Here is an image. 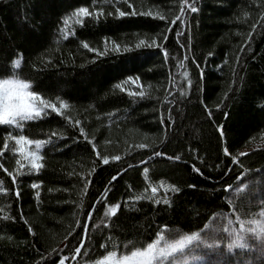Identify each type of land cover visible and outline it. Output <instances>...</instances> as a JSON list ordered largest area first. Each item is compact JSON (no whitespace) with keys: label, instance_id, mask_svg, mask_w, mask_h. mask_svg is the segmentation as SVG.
Wrapping results in <instances>:
<instances>
[{"label":"trees","instance_id":"obj_1","mask_svg":"<svg viewBox=\"0 0 264 264\" xmlns=\"http://www.w3.org/2000/svg\"><path fill=\"white\" fill-rule=\"evenodd\" d=\"M133 8L141 15L117 14ZM140 40L149 46L137 48ZM113 41L121 51H111ZM8 78L68 107L45 109L22 128L0 124V264H95L165 226L189 234L214 216L234 219L249 193L230 188L264 170V0H0V79ZM19 135L43 141L39 172L16 150ZM152 187L171 207L147 199ZM261 210L244 207L242 218Z\"/></svg>","mask_w":264,"mask_h":264},{"label":"snow or ice","instance_id":"obj_2","mask_svg":"<svg viewBox=\"0 0 264 264\" xmlns=\"http://www.w3.org/2000/svg\"><path fill=\"white\" fill-rule=\"evenodd\" d=\"M182 4H186L187 0H181ZM130 8L132 7L131 4L128 5ZM188 7L191 9V12L195 13L198 11L196 7H192L191 5H188ZM187 9L181 8V11H186ZM78 14H88V8L86 7H80L76 10ZM117 14L119 17H125V16H136L141 15L136 9H132L131 12H125L117 9ZM144 16H152L153 14L151 12H145L143 13ZM159 19L163 20L164 17H159ZM162 39L163 41L168 40L167 35H161L158 37ZM140 45H145L146 47L149 46L148 41L146 40H140L139 44L136 46L139 48ZM151 47H157L156 39H151ZM83 47L85 49L89 48L88 43H84ZM127 47L124 48V51H127ZM90 51L97 52L98 49L91 48ZM108 51V46L105 45L104 51H99V56L103 57L105 53ZM113 52H119L121 51V46L119 44H116L115 41H113V47L111 49ZM167 51H165V57L167 58ZM209 56L212 55V53H208ZM14 66L19 67L21 61L19 59L14 60L13 62ZM187 75V73H185ZM129 80L132 79V77H128ZM189 84H191V81H189ZM8 86L7 88L5 86ZM30 81L23 80V79H0V124H7V125H14L17 128H22L23 125L20 123L21 121H30V120H36L37 118L42 117L45 114V109H52L56 113H60V110L62 108H67L68 105L64 101H60V107H57L56 104H53L49 101L44 100L37 92L30 91ZM143 95V93H141ZM59 99V98H57ZM217 109L220 108V105H216ZM6 113V114H5ZM209 116H211V112L208 113ZM225 116H227V113H225ZM169 123H172L171 116H169ZM76 124H79L80 121L77 120L75 122ZM161 125L163 126V118H161ZM79 131L81 133L84 132V128H80ZM220 132V135L223 137V126H220L218 129ZM13 139L17 142V144H20L21 142H24L26 144H35L36 151H27L25 154V159L27 160L29 164V171H35L39 172L42 168V164L40 163L42 157L40 155V148L43 144L42 140H29L28 137L24 135H19L13 137ZM85 139H87L85 137ZM140 148H147L148 145L146 144H140ZM92 148H96V144H92ZM17 151L21 153H25V149L18 148ZM224 154H228L229 150L227 147L223 149ZM97 155H99L97 153ZM165 154L163 152H153L154 157H163ZM241 155H245L244 153H241ZM108 157L103 158V163H108ZM120 157L113 156L112 160H119ZM171 159L179 161L180 157L175 156L171 157ZM232 161H236V157H231ZM143 163V162H141ZM17 164H20V161H17ZM23 167V165H21ZM193 171L195 173L201 174L200 168L196 167L195 165H192ZM7 171V169H5ZM144 173L147 174L149 172V169L145 167L143 169ZM9 175H12V173H8ZM121 175V172H117L115 175L111 176L112 181H116L117 178ZM16 177L13 176V180H15ZM88 178L85 177V180ZM88 183L84 184L85 190L88 188ZM40 185L38 183L33 182L31 184L32 189L39 188ZM189 188H196L195 184H189ZM227 188H230L231 186H226ZM168 188L171 189L172 193L178 194L182 191V189L175 184H171L168 186ZM168 188H165L164 191L167 193ZM5 191V189L0 188V192ZM66 191V190H65ZM237 191H240V189H237ZM158 192V189L156 187L151 188V195L147 197V199L151 202H153L155 205L163 203L166 207H171L170 201L165 195L162 200L156 199V194ZM17 195H19V192H17ZM36 196L39 197L40 193L36 192ZM101 196H104V193L101 194ZM141 198L139 196L135 197L136 201H139ZM230 204H234V201H229ZM95 208V206H94ZM237 208H239V211H237ZM109 211L113 214L117 213L118 211V205L111 204L109 206ZM232 211L235 214L234 219L232 218H226L222 214L220 216H214L209 223H205L203 225V228L200 231H192L189 234H181L179 229L176 228H170L165 226L160 231H158L155 235L156 238L152 239L151 242L146 243L142 247H133V250L128 253L121 255L119 258L117 257V253L115 251H108L107 255L103 257L102 259L98 260L96 264H191V262H194L196 260H199L202 258L201 255L198 254V252H216L218 255L220 253L219 245L223 243L225 239H228L227 244V250L231 251L234 247H238L240 249H249L250 245L246 239L247 234H252L254 237H258L260 239V247L261 249H264V219H252L246 221L242 218L244 213V205L241 203L239 205H236V207H233ZM92 213L89 212V216H91ZM264 215V213H262ZM80 222L77 221V224ZM238 223L239 227H235V225ZM84 227H88L85 225ZM29 231L31 232L32 229L29 227ZM75 231V230H73ZM165 232L167 235H165ZM227 234L225 236L224 234ZM71 234V233H70ZM10 239V238H9ZM132 242L129 241V244ZM83 244V241H81V245ZM101 247H104V245H101ZM82 251V247H76L75 252L80 253ZM58 264H65V258H60ZM215 264H222V262L217 261Z\"/></svg>","mask_w":264,"mask_h":264},{"label":"rangeland","instance_id":"obj_3","mask_svg":"<svg viewBox=\"0 0 264 264\" xmlns=\"http://www.w3.org/2000/svg\"><path fill=\"white\" fill-rule=\"evenodd\" d=\"M17 148L25 149V153H21V152L20 153L22 154L25 163L28 164L27 160L25 159V154L27 151H36L35 144H26L24 142H21L20 144H17ZM257 172H258L257 174H253L251 175V177H248L249 180L246 177L245 179L247 180L245 184L242 185L241 187L236 186L230 188V194L232 196L235 195L234 193L237 192V189L245 190L244 191L246 192L245 194L249 193L248 198H245L246 201L252 203H258V206L262 205V210L259 213L255 214L252 217V219H264V215H262V213H264V170H259ZM248 185L250 186L252 185V187H250L249 189L248 188L245 189V187H247ZM259 195H261L262 199L259 198ZM235 227H239V226L236 225ZM225 236H227V234ZM247 236H250V234H247ZM249 238L250 241L248 240L247 241L250 245L251 250L243 249L245 250V252H241L242 249L238 247H234L231 251H228L227 244L229 241L228 239H225L223 243L218 246L221 254L218 255L214 251L207 252V250H205L207 254L203 252H198V254L202 256V258L194 262H191V264H215V262L217 261L222 262V264H264V249H261L260 247V239L258 237H254L253 235H251ZM131 251H125L121 253L116 252L117 253L116 258H119L121 255L128 254Z\"/></svg>","mask_w":264,"mask_h":264},{"label":"bare ground","instance_id":"obj_4","mask_svg":"<svg viewBox=\"0 0 264 264\" xmlns=\"http://www.w3.org/2000/svg\"><path fill=\"white\" fill-rule=\"evenodd\" d=\"M257 206H258V203H252V202H248V201H245V204H244V207H246L249 210L256 209Z\"/></svg>","mask_w":264,"mask_h":264},{"label":"clouds","instance_id":"obj_5","mask_svg":"<svg viewBox=\"0 0 264 264\" xmlns=\"http://www.w3.org/2000/svg\"><path fill=\"white\" fill-rule=\"evenodd\" d=\"M6 88L8 87L7 85L5 86ZM6 114V113H5Z\"/></svg>","mask_w":264,"mask_h":264}]
</instances>
